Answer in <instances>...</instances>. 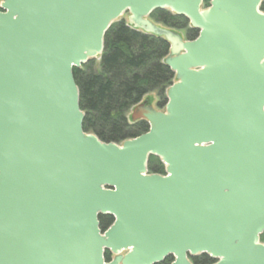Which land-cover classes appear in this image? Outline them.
Listing matches in <instances>:
<instances>
[{"label": "water", "instance_id": "95a60500", "mask_svg": "<svg viewBox=\"0 0 264 264\" xmlns=\"http://www.w3.org/2000/svg\"><path fill=\"white\" fill-rule=\"evenodd\" d=\"M208 1L1 0L0 264H264L263 0ZM156 9L197 36L153 23ZM126 12L169 42L175 81L163 110L130 111L146 132L104 142L83 129L73 68Z\"/></svg>", "mask_w": 264, "mask_h": 264}, {"label": "trees", "instance_id": "16d2710c", "mask_svg": "<svg viewBox=\"0 0 264 264\" xmlns=\"http://www.w3.org/2000/svg\"><path fill=\"white\" fill-rule=\"evenodd\" d=\"M208 0L204 1L205 6ZM264 11V1L260 5ZM149 18L157 24L173 29H185L187 39H194L198 31L189 27V21L166 9H156ZM170 44L162 36L153 35L127 25L125 19L113 22L104 36V49L99 63L91 59L79 68H73L79 88V105L85 113L83 129L94 133L101 141L119 143L136 137L149 128L144 120L130 122L128 112L146 95L157 91L165 106L166 89L174 81V72L164 64ZM148 172L164 174L159 158L149 156ZM113 222L110 215L99 216V226L105 230ZM264 235V232H263ZM261 241L264 236L260 237ZM111 254L105 251V259ZM168 257L157 264H170ZM193 264L214 262L206 254L190 257Z\"/></svg>", "mask_w": 264, "mask_h": 264}, {"label": "rangeland", "instance_id": "374dc122", "mask_svg": "<svg viewBox=\"0 0 264 264\" xmlns=\"http://www.w3.org/2000/svg\"><path fill=\"white\" fill-rule=\"evenodd\" d=\"M205 6V4H203V7ZM127 15L128 13H124L118 20L120 19H126L127 18ZM181 34V36L183 38H187L186 37V30L185 29H181V30H178ZM96 60V63L98 64L99 63V58L98 59H95ZM146 99L149 101V103L151 105H153V107H155L156 109L158 110H163L164 109V106H159L158 103L162 100V98H160V96H158V93L157 91H153L151 93H149L148 95L145 96ZM130 115V111L128 112V116ZM264 235L262 234L260 237H263ZM264 241V240H262ZM199 256V255H197Z\"/></svg>", "mask_w": 264, "mask_h": 264}]
</instances>
